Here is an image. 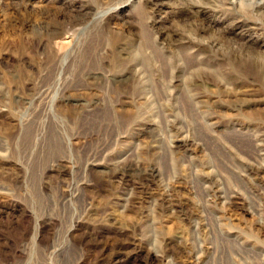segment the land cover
I'll list each match as a JSON object with an SVG mask.
<instances>
[{"label": "rangeland", "instance_id": "374dc122", "mask_svg": "<svg viewBox=\"0 0 264 264\" xmlns=\"http://www.w3.org/2000/svg\"><path fill=\"white\" fill-rule=\"evenodd\" d=\"M0 264H264V0H0Z\"/></svg>", "mask_w": 264, "mask_h": 264}, {"label": "bare ground", "instance_id": "6f19581e", "mask_svg": "<svg viewBox=\"0 0 264 264\" xmlns=\"http://www.w3.org/2000/svg\"><path fill=\"white\" fill-rule=\"evenodd\" d=\"M197 4H198V2H197ZM193 5H195V6H196V4H195V3H194ZM125 169H126V168H125ZM132 169H133V168H132ZM127 170H128V168H127ZM123 171H124V170H123ZM124 173H125V172H124ZM124 173H123V174H124ZM118 175H119V174H118ZM115 176H116V174H115Z\"/></svg>", "mask_w": 264, "mask_h": 264}]
</instances>
